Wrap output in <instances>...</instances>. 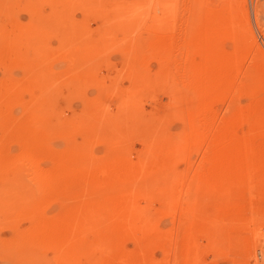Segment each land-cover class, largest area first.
Here are the masks:
<instances>
[{
    "label": "rangeland",
    "instance_id": "1",
    "mask_svg": "<svg viewBox=\"0 0 264 264\" xmlns=\"http://www.w3.org/2000/svg\"><path fill=\"white\" fill-rule=\"evenodd\" d=\"M222 7L233 27L212 35L208 17ZM182 55L196 63L197 77L219 62V76L226 74V84L221 76L216 82L209 77L200 107L186 105L179 80L167 67L173 62L176 68ZM34 96L39 98L32 103ZM203 112L213 116L215 128L205 138L194 124ZM0 143V264H264V0H0ZM244 152L252 164L248 170L240 169ZM23 158L43 173L55 172L42 191L31 192L35 187L21 174ZM196 177L225 185L228 197L222 198L230 209L217 222L211 220L212 197L194 190ZM108 212L118 221L120 236L109 238L114 250L105 258L112 243L102 235L108 239L103 243L94 227L102 226Z\"/></svg>",
    "mask_w": 264,
    "mask_h": 264
},
{
    "label": "bare ground",
    "instance_id": "2",
    "mask_svg": "<svg viewBox=\"0 0 264 264\" xmlns=\"http://www.w3.org/2000/svg\"><path fill=\"white\" fill-rule=\"evenodd\" d=\"M89 4H91V5H93L92 3H89ZM96 6V5H95ZM94 7V6H93ZM96 8H98L97 6H96ZM98 9H100V8H98ZM222 9H224L223 7H222ZM220 10V11H217L216 10V12H212V13H210V17H208V18H210V20H209V27H210V34H212L213 35V33H215V32H219V34H221L220 32H226V30H228V29H231L233 26V23L230 25L229 23L232 21L231 20V18L228 16V11L226 12L225 11V9L224 10ZM94 10V9H93ZM92 10V11H93ZM226 10H227V8H226ZM101 12L103 11V10H100ZM99 11V12H100ZM95 12H98V11H95ZM98 12V13H99ZM94 13V12H93ZM102 14V13H101ZM226 21H228L229 23L227 24V22ZM226 22V23H225ZM224 23L226 24V25H229V26H226V25H224ZM162 30V29H161ZM232 31V30H231ZM230 31V32H231ZM209 33L208 31H205V34L206 35H209V34H207V33ZM226 33H228V32H226ZM216 34V33H215ZM218 34V36H220ZM204 38V37H203ZM203 41H205V40H203ZM206 42V41H205ZM204 42V43H205ZM208 42H210V41H208ZM215 42V41H214ZM213 42V43H214ZM173 43V42H172ZM188 44V43H187ZM216 45V44H215ZM215 45L214 46H210L209 48H211V47H215ZM220 45V44H219ZM201 46V45H200ZM190 46L188 45V48H189ZM207 47H208V45H207ZM217 47V46H216ZM208 48V49H209ZM212 48V49H213ZM217 48H219V47H217ZM215 49V48H214ZM213 49V50H214ZM241 49V48H240ZM188 50V49H187ZM211 50V49H210ZM195 51V50H194ZM220 51V53H221V50H219ZM189 52H190V50H189ZM216 52V51H215ZM184 53V52H183ZM193 53V52H192ZM212 53L214 54V51H212ZM191 54V53H190ZM209 53H207V55H208ZM216 54H218V52L216 53ZM228 54V53H227ZM139 55H141V54H139ZM206 55V54H205ZM175 56V55H174ZM180 56V55H179ZM189 56V55H188ZM204 56V55H203ZM190 57V56H189ZM209 57V56H208ZM207 58V57H206ZM225 58H226V56H225ZM230 58V57H229ZM84 59V58H83ZM128 59H130V58H128ZM145 59V58H144ZM191 59V58H190ZM194 59V58H193ZM193 59H192V61H193ZM198 59V58H197ZM203 60V62H204V57L202 58ZM215 59V58H214ZM141 60H142V58H141ZM162 60V59H161ZM164 60V59H163ZM195 60V59H194ZM211 60V59H210ZM129 61H131V60H129ZM175 61V60H174ZM200 61V60H199ZM198 61V62H199ZM205 61H206V59H205ZM213 61H216V60H213ZM212 61V62H213ZM227 61V60H226ZM170 61L169 60H166L165 61V63H166V65H167V63H169ZM211 62V61H210ZM211 62V63H212ZM223 62V61H222ZM133 63V62H132ZM144 63V62H143ZM142 63V64H143ZM147 63H148V61H147ZM146 63V64H147ZM164 63V64H165ZM170 63H173V62H170ZM170 63L168 64V66L167 67H169L170 68V70L169 71H172L173 72V76H174V78H178L177 79V81H178V83H180V85L178 84V83H176V87L179 85L180 87H182L181 88V90H182V92H183V94H184V98H185V100L184 101H186V105L188 106V107H191V106H193L194 108H195V106L196 105H198L199 107H200V105H201V103L203 102L204 103V97H207V95H208V93H207V90H206V86L208 85V79H209V77L211 78V80H214L215 81V79L216 78H219L220 76H221V84L223 83V81L225 82V80H227V78H226V74H224V73H222V74H220V76H219V70H220V64L218 63V65H217V63H216V66H215V69H214V66H211V67H209V65H210V63L208 64V67H209V69L207 68V66L205 67V70H204V72L202 73H200V74H202V76L201 77H197L196 75H195V71L197 70V65H196V63L195 62H190L189 63V61L187 60V56L185 55H182L179 59H178V64H177V67L175 68L174 66H173V68H171V66H170ZM98 64V63H97ZM146 64H144V65H146ZM175 64V63H174ZM205 64V63H204ZM206 64H207V62H206ZM223 64V63H222ZM226 63L224 62V65H225ZM94 65H95V63H94ZM229 65H231V64H229ZM97 66V65H96ZM101 66H103V65H101ZM100 66V68L102 69V67ZM130 66H131V63H130ZM205 66V65H204ZM132 67V66H131ZM224 67V66H223ZM139 68V67H138ZM144 68H145V66H144ZM163 68V70H164V67H162ZM94 69V68H93ZM96 69H98V67L96 68ZM101 69H98L99 71L101 70ZM131 69V68H130ZM214 69V70H213ZM225 69V68H224ZM92 70V69H91ZM97 70V71H98ZM137 70V69H136ZM143 70V69H142ZM132 71V70H131ZM147 71V70H146ZM208 71L210 72V71H212V76L211 75H209V73H208ZM91 72V71H90ZM145 72V71H144ZM165 72V71H164ZM230 72V71H229ZM250 72V71H249ZM92 73H94V72H92ZM98 73V72H97ZM101 73V72H100ZM166 73V72H165ZM139 74H140V72H139ZM164 74V73H163ZM170 74H171V72H170ZM42 75H44V74H42ZM41 75V76H42ZM136 75L137 74H135V76L134 77H136ZM155 75V74H154ZM40 76V75H39ZM95 76V75H94ZM101 76H103V75H101ZM146 76H147V74H146ZM170 76H172V74L170 75ZM169 76V77H170ZM177 76V77H176ZM36 77V76H35ZM104 77V76H103ZM102 77V78H103ZM43 78V77H42ZM49 78V77H48ZM97 78V80L99 81V82H101L102 81V79H99L98 77H96ZM158 78V77H157ZM171 78V77H170ZM173 77H172V80L170 79V81H171V83L172 82H175V81H173V79H174ZM196 78H199L198 80L196 79ZM257 78V77H256ZM45 79V78H44ZM47 79V78H46ZM45 79V80H46ZM159 79V78H158ZM34 81L32 82V84L33 83H35V81H37V78H36V80H35V78L33 79ZM41 80V79H40ZM49 80V79H48ZM52 80V79H51ZM50 80V81H51ZM103 80H105V79H103ZM156 80V79H155ZM164 80V79H163ZM175 80V79H174ZM32 81V80H31ZM153 81H154V79H153ZM158 81V80H157ZM161 81V80H160ZM218 81V80H217ZM44 82V81H43ZM105 82V81H104ZM159 82V81H158ZM165 82V81H164ZM163 82V83H164ZM216 82V81H215ZM37 83V82H36ZM39 83V82H38ZM166 83V82H165ZM164 83V84H165ZM214 83V82H213ZM106 86L108 87L109 85H108V83L106 82ZM150 84V83H149ZM154 84V83H153ZM157 84V83H156ZM155 84V85H156ZM159 84V83H158ZM178 84V85H177ZM225 84H226V82H225ZM42 85V84H41ZM100 85H101V83H100ZM144 85H146V84H144ZM152 85V84H151ZM161 85H163V84H161ZM237 85V84H236ZM50 86V85H49ZM215 86V85H214ZM47 87H48V85H47ZM101 87H103L102 85H101ZM150 87V86H149ZM153 87V86H152ZM155 88H157L156 86H154ZM160 88H161V86H159ZM158 87V88H159ZM162 87H165V85L164 86H162ZM213 87V86H212ZM40 88H44V87H40ZM144 88V87H143ZM146 88V87H145ZM157 88V89H158ZM159 88V89H160ZM179 88V87H178ZM214 88H216V87H214ZM45 89V88H44ZM104 88H101V91L103 90ZM153 89V88H152ZM158 89V90H159ZM165 89V88H164ZM46 90H47V88H46ZM105 90H106V87H105ZM153 90H155V89H153ZM210 90H215V89H210ZM246 90V89H245ZM42 91V90H41ZM49 91V90H48ZM108 91V90H107ZM150 91V90H149ZM158 92V91H157ZM178 93H179V91H177ZM44 93V92H43ZM54 93V92H53ZM102 93H104V92H102ZM109 93V92H108ZM153 93H156V92H154L153 91ZM214 93V92H213ZM44 94H46V93H44ZM158 95H159V93H157ZM209 94H211L212 95V92L210 91L209 92ZM39 95H41V93L39 94ZM103 95V94H102ZM101 95V97H103ZM106 95H107V93H106ZM154 95V94H153ZM157 95V96H158ZM211 95H210V97H211ZM42 96V95H41ZM50 96V93H49V95H48V97ZM168 96V95H167ZM44 97V96H43ZM51 97V96H50ZM49 97V98H50ZM153 97H155V96H153ZM36 98H39V96H36ZM35 96H34V99L32 98L31 100H33V101H30V102H32V103H35L34 101H35ZM45 98V97H44ZM43 98V99H44ZM104 98V97H103ZM102 98V99H103ZM181 98V97H180ZM41 99V98H40ZM46 99V98H45ZM51 99H52V97L50 98V101H51ZM106 99V98H105ZM36 100H38V99H36ZM158 100V99H157ZM46 101V100H45ZM47 101H49V100H47ZM102 101V100H101ZM105 101V100H104ZM108 101V100H107ZM172 101V100H171ZM200 101H202L201 103H200ZM37 102V101H36ZM100 102V101H99ZM103 102V101H102ZM42 103V102H41ZM41 103L38 105V109L40 110V108L39 107H42L43 106V104H42V106H41ZM43 103H45V102H43ZM101 103V102H100ZM107 103V102H106ZM105 103V104H106ZM29 104H31V103H28V107H29ZM38 104V103H37ZM48 104V103H47ZM51 104V103H50ZM98 104V103H97ZM96 104V106L98 107V105ZM107 104H109V102L107 103ZM48 106V105H47ZM104 106H106V108H107V105H104ZM109 106V105H108ZM36 108H37V105L35 106ZM93 107V106H92ZM173 107V106H172ZM185 107V106H184ZM96 108V107H95ZM101 108H103V107H101ZM161 108H162V106H161ZM168 108V107H167ZM170 108V107H169ZM28 109V108H27ZM35 109V108H34ZM43 109V108H42ZM189 109V108H188ZM30 110H32L31 109V107H30ZM37 110V109H36ZM35 110V111H36ZM93 110V109H92ZM100 110H103V109H98V111H100ZM136 110V109H135ZM134 110V111H135ZM169 110V109H168ZM187 110V109H186ZM191 110V109H190ZM189 110V111H190ZM196 110V109H195ZM28 112H29V109L27 110ZM41 111H43V110H40L39 112H41ZM104 111H105V109H104ZM104 111H101L102 113L104 112ZM138 110H136V112H137ZM31 112H33V111H31ZM31 112H29V113H31ZM92 112V111H91ZM93 112H96L95 110H93ZM92 112V113H93ZM188 112V111H187ZM186 112V113H187ZM192 112V111H191ZM197 112V111H196ZM28 113V114H29ZM96 113H99V112H96ZM101 113V116L104 114H102ZM106 113V112H105ZM142 113V112H141ZM182 113V112H181ZM185 113V114H186ZM32 114V113H31ZM42 114V113H41ZM44 115H45V113H43ZM137 114H139L138 112H137ZM191 114V113H190ZM202 114L205 116V119L203 118L202 119ZM98 115H100V114H98ZM98 115H96V116H98ZM140 115V114H139ZM188 115H189V112H188ZM25 116V115H24ZM32 116V115H31ZM34 116H35V112H34ZM100 116V117H101ZM170 116H172V115H170ZM190 116V115H189ZM37 117V116H36ZM39 117V116H38ZM37 117V118H38ZM42 117V116H41ZM40 117V118H41ZM141 117V116H140ZM187 117V116H186ZM233 117H235V116H233ZM35 118V117H34ZM43 118H45L44 116H43ZM97 118V117H96ZM147 118H149V117H147ZM189 118V117H188ZM242 118V117H241ZM241 118L239 117V120L238 119H236V120H238V121H240L241 120ZM30 119V118H29ZM29 119H27L28 120V122H29ZM42 119V118H41ZM94 119V118H93ZM103 119H105L104 117H103ZM102 119V120H103ZM141 119H142V117H141ZM38 120H39V118L37 119V122H38ZM43 120H45V119H43ZM96 120V119H95ZM98 120V119H97ZM140 120V119H139ZM192 120V119H191ZM232 120V119H231ZM235 120V121H236ZM17 121H18V119H17ZM16 121V122H17ZM99 122H100V120H98ZM150 121V123H151V120H149ZM165 121V120H164ZM238 121H237V123H238ZM43 122V121H42ZM41 122V123H42ZM46 122V121H45ZM49 122V121H48ZM47 122V123H48ZM51 122V121H50ZM61 122V121H60ZM140 122V121H139ZM142 122V121H141ZM144 122V121H143ZM168 122V121H167ZM189 122V121H188ZM191 122V121H190ZM213 122H214V118H213V116H211L210 114L208 115V114H206V113H201V115L199 116V117H197V118H195V120H194V124H196V128H197V130L199 129V131L201 132V134H202V136L204 137V136H207V134L208 135H212L213 133H214V130H215V128H214V130L212 129V125H214L213 124ZM18 123V122H17ZM94 123H96V122H94ZM101 123V122H100ZM100 123L98 124V125H100ZM236 123V124H237ZM241 123V121L239 122V124ZM13 124V123H12ZM16 124V123H15ZM26 124H27V121H26ZM33 124H34V122H33ZM36 124V123H35ZM68 124V123H67ZM135 124V123H134ZM136 124H137V122H136ZM135 124V125H136ZM140 124V123H139ZM143 124V123H142ZM151 124H153V123H151ZM193 124V123H192ZM193 124V125H194ZM5 125V124H4ZM9 125V124H8ZM19 125V124H18ZM20 125H23L22 123L20 124ZM38 125H39V123H38ZM57 125V124H56ZM97 125V124H96ZM147 125V124H146ZM202 125H203V127H202ZM14 126V125H13ZM36 126V125H35ZM40 126V125H39ZM42 126H43V124H42ZM53 126H54V124L52 125V128H53ZM132 126V125H131ZM8 126H6L5 127V129L7 128ZM18 127V126H17ZM21 127V126H20ZM41 127V126H40ZM47 127H49V126H47ZM51 127V126H50ZM58 127V126H57ZM172 127V126H171ZM190 127V126H189ZM234 127V126H233ZM37 128V127H36ZM43 128H45V127H43ZM56 128V127H55ZM221 128V127H220ZM224 128V127H223ZM235 128V127H234ZM35 129V128H34ZM39 129V128H38ZM54 129V128H53ZM233 129V128H232ZM42 130V129H41ZM48 130V129H47ZM58 130V129H57ZM189 130H191V129H189ZM188 130V131H189ZM9 131H11L10 129H9ZM8 131V132H9ZM198 131V132H199ZM7 132V131H6ZM5 132V133H6ZM43 132V131H42ZM189 132H191V131H189ZM21 133V132H20ZM28 132H26V134H27ZM50 133V132H49ZM48 133V134H49ZM53 133H54V131H53ZM56 133H58V132H56ZM168 133V132H167ZM170 133H172V132H170ZM175 133V132H174ZM188 133V132H187ZM218 133H220V132H218ZM8 134V133H7ZM14 135V134H13ZM17 135V134H16ZM24 135V134H23ZM37 135V134H36ZM35 135V136H36ZM40 135V134H39ZM50 135V134H49ZM5 136H8V135H5ZM10 136V135H9ZM18 136V135H17ZM38 136V135H37ZM44 136V135H43ZM12 137V136H11ZM26 137V136H25ZM39 137H42V135L41 136H39ZM88 137V136H87ZM90 137V136H89ZM171 137V136H170ZM168 138V137H166V139H169L170 141H172V139H173V137L172 138ZM176 137V136H175ZM181 137V136H180ZM184 137V136H183ZM197 137H199V136H197ZM201 137V136H200ZM212 137V136H211ZM13 138V137H12ZM19 138V137H18ZM44 138V137H43ZM42 138V140H44ZM47 138V137H46ZM91 138V137H90ZM89 138V139H90ZM161 139H162V135H161V137H160ZM205 138V137H204ZM210 138V137H209ZM9 139V138H8ZM21 139V138H20ZM40 139V138H39ZM51 139H52V137H51ZM175 139V138H174ZM173 139V140H174ZM177 139H179V137L177 138ZM201 139V138H200ZM245 139V138H244ZM243 139V141H242V143L245 141ZM3 140H4V138H3ZM13 140V139H12ZM37 140H38V138H37ZM46 140V139H45ZM162 140H164V139H162ZM210 140V139H209ZM216 140H220V138H219V135H217L216 134ZM216 140H214V142H213V147H212V156H214V157H216L217 156V153H218V148H219V146L218 145H216ZM9 141V140H8ZM22 141V140H21ZM35 141V140H34ZM85 141H86V138H85ZM166 141V140H165ZM196 141H198V140H196ZM204 141V140H203ZM235 141V140H234ZM246 141H247V138H246ZM245 141V142H246ZM10 142V141H9ZM23 142V141H22ZM26 142V141H25ZM39 142V141H38ZM173 142V141H172ZM176 142H178V141H176ZM240 142V141H239ZM36 143V142H35ZM84 143H87V142H84ZM167 143H170L171 144V142H167ZM167 143H166V145H167ZM199 143H200V141H199ZM235 143V142H234ZM1 144V143H0ZM3 144V143H2ZM33 144V143H32ZM47 144V143H46ZM81 144H82V142H81ZM81 144H77L78 146H76V147H79V145H81ZM88 144V143H87ZM174 144H176L177 145V143H175L174 142ZM237 144H240V143H238L237 142ZM83 145V144H82ZM85 145V144H84ZM243 145V144H242ZM4 146V145H3ZM7 146V145H6ZM5 146V147H6ZM29 146V145H28ZM39 146H40V143H39ZM88 146V145H87ZM168 146V145H167ZM171 146V145H170ZM238 146V145H237ZM246 146H247V143H246ZM37 147V146H36ZM45 147V146H44ZM81 147V146H80ZM169 147V146H168ZM29 148V147H28ZM82 148V147H81ZM83 148L85 149V147L83 146ZM88 148V147H87ZM241 148V147H240ZM243 148H245V145H243ZM2 149V148H1ZM3 149H4V147H3ZM30 149V148H29ZM38 149V148H37ZM49 149V148H48ZM69 149V148H68ZM71 149V148H70ZM89 149V148H88ZM171 149V148H170ZM233 149H234V147H233ZM6 150H8L7 148H6ZM6 150H5V152H6ZM11 150V149H10ZM57 150V149H56ZM72 150V149H71ZM79 150V149H78ZM246 150V149H245ZM24 150H23V148H22V151L21 152H23ZM65 151V150H64ZM73 151H75V149L73 150ZM81 151V150H80ZM165 151V150H164ZM26 152V151H25ZM83 152V151H82ZM8 153V152H7ZM12 153V152H11ZM46 153V152H45ZM44 153V154H45ZM72 153V152H71ZM70 153V154H71ZM85 153V152H84ZM170 153V152H169ZM245 153V152H244ZM242 154L243 156L241 157L242 158V163L240 164V169H242V170H248V169H251L252 168V164H251V162H250V164L248 163V156H247V153H245V154ZM15 154V153H14ZM13 154V155H14ZM23 154V153H22ZM43 154V155H44ZM50 154V153H49ZM68 154V153H67ZM112 154V153H111ZM117 154V153H116ZM173 154V153H172ZM10 155V154H9ZM16 155V154H15ZM85 155H87V154H85ZM92 155H93V153H92ZM237 155V154H236ZM18 156H19V154H18ZM25 156H26V154H25ZM44 156H46V155H44ZM59 156V155H58ZM61 156V155H60ZM68 156V155H67ZM72 156H76L75 154H73ZM119 156H124V155H120L119 154ZM170 156V155H169ZM174 156H175V154H174ZM250 156V155H249ZM7 157V156H6ZM48 157V156H47ZM49 157H50V155H49ZM54 157V156H53ZM77 157V156H76ZM81 157V156H80ZM83 157V156H82ZM85 157V156H84ZM92 157V156H91ZM111 157V156H110ZM117 157V156H116ZM211 157V156H210ZM14 158V157H13ZM17 158H19V157H17ZM25 158H27L28 159V157H25ZM25 158H23L24 160H22V165L24 164V167L25 168H21V171H22V173L21 174H23L24 176H26L25 177V179L28 177L29 178V180H30V183H31V187L33 186V187H35V190L33 189V188H31V189H33L34 191H32L31 190V192H36V191H38V190H36V189H41V188H46V182L48 181V179L50 178V175L52 176V173H53V171L52 172H50L51 174H46V172L45 173H43L42 171H44V169L42 170V171H40V170H37V167H36V169H35V167L34 166H32V165H28L29 164V160H25ZM38 158V157H37ZM41 158V157H40ZM78 158V157H77ZM121 158V157H120ZM119 158V159H120ZM20 159V158H19ZM33 159V158H32ZM35 159V158H34ZM64 159V158H63ZM69 159H71V158H69ZM74 159H76V158H74ZM88 159V158H87ZM91 159V158H90ZM112 159V158H111ZM115 159V158H114ZM122 159V158H121ZM161 159H163V158H161ZM168 159H169V157H168ZM16 160V159H15ZM39 160V159H38ZM77 160V159H76ZM82 160H85L86 161V159L84 158V159H82L81 158V161ZM96 160V159H95ZM116 160V159H115ZM166 160V159H165ZM250 160V159H249ZM254 160V159H253ZM37 161V160H36ZM56 161H58V160H56ZM62 161V160H61ZM81 161H79V162H81ZM87 161H89V160H87ZM117 161V160H116ZM228 161H230V160H228ZM33 162V161H32ZM40 162V161H39ZM70 162V161H69ZM68 162V163H69ZM77 161H75V163H76ZM126 162H128V161H126ZM165 162H167V160L165 161ZM171 162H172V160H171ZM231 162V161H230ZM229 162V163H230ZM18 164L17 165H19V162H17ZM35 163V162H34ZM52 163V162H51ZM55 163V162H54ZM61 163V162H60ZM86 163H88V162H86ZM1 164V163H0ZM37 164V163H36ZM71 166H73L71 163H69ZM68 164V165H69ZM77 164H79L78 162H77ZM76 164V165H77ZM83 164V163H82ZM85 164V163H84ZM170 164V163H169ZM35 165V164H34ZM75 165V164H74ZM88 166H89V163L87 164ZM86 165V166H87ZM12 166H13V164H12ZM11 166V167H12ZM21 166V165H20ZM79 166V165H78ZM85 166V167H86ZM127 166V165H126ZM17 167V166H16ZM54 167V166H53ZM58 167V166H57ZM79 167H81V166H79ZM90 167V166H89ZM10 168V167H9ZM8 168V169H9ZM13 168H15V167H13ZM18 168H19V166H18ZM38 168H40V167H38ZM74 168V167H73ZM77 167H75V169H76ZM173 168V167H172ZM41 169V168H40ZM79 169V168H78ZM125 169V168H124ZM129 169V168H128ZM170 169V168H169ZM174 169V168H173ZM71 170H74V169H71ZM71 170H66L67 171V173H69L68 171H70V172H72ZM80 170H81V168H80ZM79 170V171H80ZM88 170V169H87ZM120 170H121V168H120ZM171 170V169H170ZM3 171H4V169H3ZM59 171H62V170H59ZM66 171H62L63 173L65 172V174H67L66 173ZM82 171V170H81ZM89 171V170H88ZM119 170H117V172H118ZM172 171V170H171ZM170 171V172H171ZM211 171L213 172V170L211 169ZM250 171H252V170H250ZM249 171V172H250ZM1 172V171H0ZM17 172V171H16ZM18 172H19V169H18ZM57 173L58 175H63V173ZM73 172H75L76 174H78L76 171H73ZM124 172V171H123ZM126 172L127 171H125V173L124 174H126ZM132 172H134V171H132ZM9 173V172H8ZM55 173V172H54ZM53 173V174H54ZM119 173V172H118ZM129 173V172H128ZM172 173V172H171ZM170 173V174H171ZM56 174V175H57ZM71 174V173H70ZM69 174V175H70ZM121 174H122V172H121ZM19 175H20V173H19ZM73 175H74V177H75V174L73 173ZM79 175H81V174H79ZM174 175V174H173ZM198 175V174H197ZM250 175H251V172H250ZM8 176V175H7ZM166 176V175H165ZM172 176V175H171ZM201 176V175H200ZM6 177V176H5ZM55 176H53V178H54ZM77 177V176H76ZM75 177V178H76ZM92 177V176H91ZM167 177V176H166ZM169 177V176H168ZM52 178V177H51ZM59 178V177H58ZM72 178V177H71ZM81 178V177H80ZM89 178V177H88ZM171 178H173V177H171ZM197 179H196V181H195V183H194V190H196V191H198L199 193H202L203 195H208V197H212V199H213V204H212V211H211V220H214V222H217L221 217H222V214L223 213H226V212H228V210L230 209L229 207H230V205L228 204V200H225V199H223L222 197H228V192L226 193V188H225V185L223 184V182H221V181H214V182H210V181H207V180H205V179H202L201 177H196ZM20 179V178H19ZM56 179V178H55ZM54 179V181H56ZM93 179V178H92ZM22 180H24V179H22ZM26 180H28V179H26ZM53 179H49V181H52ZM60 180V179H59ZM67 180V179H66ZM74 180V179H73ZM168 180V179H167ZM25 181V180H24ZM48 181V182H49ZM61 181V180H60ZM64 181V180H63ZM164 181V180H163ZM29 182V181H28ZM83 182V181H82ZM161 182H162V180H161ZM169 182V181H168ZM167 182V183H168ZM182 182V181H181ZM186 182V181H185ZM53 183V182H52ZM74 183V182H73ZM73 183H69V184H72L73 185ZM79 183V182H78ZM88 183H90V181L88 182ZM158 183V182H157ZM27 184V183H26ZM35 184H37V185H35ZM68 184V185H69ZM77 184V183H76ZM85 184V183H84ZM159 184V183H158ZM5 185V184H4ZM27 185H29V184H27ZM26 185V186H27ZM48 185V184H47ZM53 185H55V184H53ZM52 185V186H53ZM80 185V184H79ZM167 185H169V184H167ZM174 185V184H173ZM180 185V184H179ZM19 186V185H18ZM26 186H25V188H26ZM78 186V185H77ZM76 186V187H77ZM86 186V185H85ZM87 186H89V185H87ZM253 186V185H252ZM9 187V186H8ZM13 187V186H12ZM65 187V186H64ZM70 187V186H69ZM74 187V186H73ZM84 187V186H83ZM154 187V186H153ZM165 187V186H164ZM175 187V186H174ZM3 188V187H2ZM1 188V189H2ZM11 188V187H10ZM59 188V187H58ZM90 188V187H89ZM159 188V187H158ZM185 188H186V186H185ZM254 188V187H253ZM13 189V188H12ZM11 189V190H12ZM56 189H57V187H56ZM65 189H66V187H65ZM162 189H163V187H162ZM161 189V190H162ZM167 189V188H166ZM230 189V188H229ZM57 190H59L60 191V189H57ZM67 190V189H66ZM83 190V189H82ZM85 190V189H84ZM84 190H83V192H84ZM158 190V189H157ZM176 190V189H175ZM178 190V189H177ZM186 190V189H185ZM18 191H19V189H18ZM21 191H22V189H21ZM27 191H29L30 192V190H28L27 189ZM41 191H42V189H41ZM48 191V190H47ZM63 191V190H62ZM159 191V190H158ZM166 191V190H165ZM235 191V190H234ZM10 192V191H9ZM46 192V191H45ZM71 192H72V190H71ZM167 192V191H166ZM185 192H187V191H185ZM14 193H17V190H16V192H15V190H14ZM37 193V192H36ZM94 193V192H93ZM159 193H161V191H159ZM233 192L231 191V194H232ZM7 194V193H6ZM12 194H13V192H12ZM24 194V193H23ZM33 194V193H32ZM31 194V196H33ZM51 194V193H50ZM56 194V193H55ZM55 194H54V196H55ZM69 194V193H68ZM119 194H120V191H119ZM164 194V193H163ZM183 194H184V192H183ZM230 194V195H231ZM239 194V193H238ZM11 195V194H10ZM17 195V194H16ZM37 195V194H36ZM45 195V194H44ZM52 195V194H51ZM50 195V196H51ZM61 195H63V194H61ZM128 195V194H127ZM168 195H169V193H168ZM174 195H176V192H175V194ZM191 195H193V194H191ZM190 195V196H191ZM14 196V195H13ZM43 196V195H42ZM53 196V195H52ZM67 196V195H66ZM73 196V195H72ZM71 196V197H72ZM235 196V195H234ZM257 196V195H256ZM10 197V196H9ZM12 197V196H11ZM15 197V196H14ZM18 197V196H17ZM49 197V196H48ZM47 197V198H48ZM122 197V196H121ZM124 197V196H123ZM164 197V196H163ZM192 197V196H191ZM208 197H205V198H207V201H209L208 200ZM226 197V198H227ZM253 197V196H252ZM3 198H4V196H3ZM6 198V197H5ZM40 198V197H39ZM38 198V199H39ZM53 198V197H52ZM58 198V197H57ZM56 198V199H57ZM92 198V197H91ZM97 198V197H96ZM165 198V197H164ZM185 198V197H184ZM201 198H203V196H201ZM204 198V199H205ZM230 198V197H229ZM233 198V197H232ZM239 198V197H238ZM7 199H9V198H7ZM13 199V198H12ZM19 199V198H18ZM23 199V198H22ZM35 199V198H34ZM67 199H68V197H67ZM93 199H94V197H93ZM93 199H91V202H92V200ZM113 199V198H112ZM127 199V198H126ZM231 199V198H230ZM5 200V199H4ZM4 200H2V202H4L5 203V201ZM11 199H9V201H10ZM20 200V199H19ZM43 200V199H42ZM55 200V199H54ZM103 200V199H102ZM107 200H108V197H107ZM107 200H104L105 202L107 201ZM128 200V199H127ZM167 200V199H166ZM211 200V199H210ZM8 201V200H7ZM15 200L13 199V202H14ZM17 201V200H16ZM36 201V200H35ZM38 201V200H37ZM70 201H72V199L70 200ZM74 201H75V199H74ZM77 201V200H76ZM84 201V200H83ZM87 201V200H86ZM90 201V200H89ZM95 201H96V199L92 202L93 204L95 203ZM109 201V200H108ZM107 201V202H108ZM169 201V200H168ZM1 202V203H2ZM67 202H69V201H67ZM88 202V201H87ZM111 202H112V200H111ZM123 202H124V200H123ZM167 202V201H166ZM10 203H11V201H10ZM9 203V204H10ZM21 203V202H20ZM19 203V204H20ZM45 203V202H44ZM71 203V202H70ZM98 203H100V200H98ZM97 203V204H98ZM102 203V202H101ZM109 203H110V201H109ZM112 203H114V204H116L114 201L112 202ZM205 203V202H204ZM6 204H8V203H5V204H3V205H6ZM73 204V203H72ZM78 204H80V202H78ZM92 204V205H93ZM106 203H104L103 205H105ZM126 204H128L127 202H126ZM11 205H12V203H11ZM37 205V204H36ZM94 205H96V203L94 204ZM102 205V206H103ZM109 204H107L106 205V207L108 206ZM202 205V204H201ZM41 206V205H40ZM44 206V205H43ZM47 206V205H46ZM91 206V205H90ZM102 206H100L101 207V210H102V208H104V207H102ZM208 206V205H207ZM7 207V206H6ZM10 207V206H9ZM14 207V206H13ZM68 207V206H67ZM75 207V206H74ZM79 207V206H78ZM86 207V206H85ZM100 207H99V209L98 210H100ZM106 207H105V209H106ZM113 207H115L114 205H113ZM112 207V208H113ZM169 207V206H168ZM11 208V207H10ZM21 208V207H20ZM43 208V207H42ZM70 208H71V206H70ZM69 208V209H70ZM76 208V207H75ZM74 208V209H75ZM91 208V207H90ZM107 208H109V206L107 207ZM122 208V207H121ZM38 209V208H37ZM41 209V208H40ZM114 209H116V208H114ZM180 209V208H179ZM75 210H77V209H75ZM81 210V209H80ZM82 210H85V209H83L82 208ZM86 210L88 211L89 209H87V207H86ZM92 210V209H91ZM104 210V209H103ZM110 211L112 210V209H109ZM109 210H107L106 209V211H109ZM119 210V209H118ZM23 211V210H22ZM42 211V210H41ZM65 211H67V209L65 210ZM74 211V210H73ZM105 211V212H106ZM114 212H116L115 210H113ZM121 209H120V213H121ZM124 211V210H123ZM123 211H122V213H123ZM62 212H64V211H62ZM80 212V211H79ZM86 212V211H85ZM99 212V211H98ZM114 212H111V213H113V214H115ZM69 213V212H68ZM68 213H66V214H68ZM101 213V212H100ZM104 213V212H103ZM102 213V214H103ZM107 213V212H106ZM121 213V214H122ZM38 214V213H37ZM41 214V213H40ZM81 214V213H80ZM99 214V213H98ZM127 214V213H126ZM32 215V214H31ZM77 215V214H76ZM83 215V217H84V214H82ZM82 215H81V217H82ZM101 215V214H100ZM108 215H109V217L106 215L105 216V218H103V217H99L100 218V220H101V218H103V220L104 221H102L101 222V224H102V226L101 227H94V229H97V231H98V228H100L99 230L100 231H98V232H96L97 233V235H98V237H99V239L102 241L103 240V243L107 240L108 241V239L110 238V239H119V237L118 236H120V234L119 235H116V233H119V232H116L115 230L117 229V227L119 226L118 225V221H116V222H114L113 221V219H112V217H111V215L109 214V212H108ZM124 215H125V212H124ZM229 215V214H228ZM34 216H36V214H35V212H34ZM33 216V217H34ZM113 216H115V215H113ZM119 216V215H118ZM127 216V215H126ZM125 216V217H126ZM65 217V216H64ZM107 217V218H106ZM111 217V218H110ZM116 217V216H115ZM220 217V218H219ZM62 218V217H61ZM79 218H80V216H79ZM98 218V219H99ZM114 218V217H113ZM204 218V217H203ZM203 218H201V219H203ZM223 218V217H222ZM229 218H230V216H229ZM83 219V218H82ZM81 219V222L84 220V219H86V218H84L83 220ZM89 219V218H88ZM87 219V220H88ZM112 219V220H111ZM122 219H124V218H122ZM121 218L119 219V220H122ZM33 220V219H32ZM35 220V219H34ZM33 220V221H34ZM40 220V219H39ZM41 220H42V218H41ZM40 220V221H41ZM100 220H99V222H100ZM63 221H65V220H63ZM62 221V222H63ZM71 221V220H70ZM73 221H74V219H73ZM85 221V220H84ZM83 221V222H84ZM129 221V220H128ZM45 222H47V221H45ZM56 222V221H55ZM78 222H80V220H78ZM121 222H123V220L121 221ZM125 222H126V219H125ZM61 223V222H60ZM72 223V222H71ZM75 223H77V220H75ZM37 224V223H36ZM48 224H49V222H48ZM74 224V223H73ZM78 224V223H77ZM100 224V223H99ZM123 224H125V223H123ZM129 224V223H128ZM62 225V224H61ZM71 226H72V224H70ZM75 225V224H74ZM98 225V224H97ZM35 226V225H34ZM33 225H32V227H34ZM41 226H43V224L41 225ZM67 226H69V225H67ZM70 226V227H71ZM95 226V225H94ZM122 226V225H121ZM126 226V225H125ZM60 227H62V226H60ZM73 227V226H72ZM124 227V226H123ZM41 228V227H40ZM47 228V227H46ZM66 227H64V229H65ZM75 226H74V231H75ZM119 228V227H118ZM120 228H122V227H120ZM127 228V227H126ZM31 229V228H30ZM35 229V228H34ZM34 229H32V230H34ZM39 229V228H38ZM48 229V228H47ZM53 229H55V230H53V231H57L56 229H59V228H53ZM67 229V228H66ZM125 229V228H124ZM50 230V229H49ZM52 230V229H51ZM50 230V231H51ZM69 230V229H68ZM67 230V231H68ZM77 230V229H76ZM37 231V230H36ZM41 231H42V228H41ZM59 231V230H58ZM56 232V234L58 235V233H60V232ZM65 231V230H64ZM20 232V231H19ZM24 232V231H23ZM25 232H27V231H25ZM66 232V231H65ZM72 232H73V229H72ZM52 233H54L55 234V232H52ZM74 233V232H73ZM77 233V232H76ZM94 233V232H93ZM99 233H100V235L101 236H99ZM17 234V233H16ZM50 234V233H49ZM54 234H53V236H54ZM55 234V235H56ZM66 234H68V233H66ZM18 235V234H17ZM30 235V234H29ZM61 235V234H60ZM69 235V234H68ZM73 235V234H72ZM102 235H104V236H106L108 239H102L101 237H103ZM47 236H51V235H47ZM64 236H66V235H64ZM56 237V236H55ZM55 237H52V238H55ZM68 236H66V238H67ZM93 237H94V235H93ZM97 236L95 235V238H96ZM27 238V237H26ZM57 238H58V236H57ZM63 238V237H62ZM254 238H256V237H254ZM50 239V238H49ZM110 239H109V241H110ZM122 239V238H121ZM32 240V239H31ZM53 240V239H52ZM85 240V239H84ZM95 240V239H94ZM35 241V240H34ZM40 241V240H39ZM96 241V240H95ZM118 241V240H117ZM116 241V242H117ZM42 241H40V243H41ZM98 242V241H97ZM111 243H112V246H108V248L107 249H104V250H107V251H105L106 253L107 252H112L113 250H114V246H113V244H114V242L111 240L110 241ZM239 242V241H238ZM48 243V242H47ZM51 243V242H50ZM32 244V243H31ZM43 244V243H42ZM60 244V243H59ZM86 244V243H85ZM88 244V243H87ZM98 244V243H97ZM107 245H108V242L106 243ZM115 244H117V243H115ZM35 245H37V244H35ZM38 245H39V243H38ZM53 245H55V243L53 244ZM53 245H51V248H52V246ZM83 245H84V243H83ZM83 245H82V247H83ZM143 245V244H142ZM88 246V245H87ZM103 246V245H102ZM117 246V245H116ZM119 246V245H118ZM46 247V246H45ZM98 247V246H97ZM36 248V247H35ZM47 248V247H46ZM54 248V247H53ZM74 248V247H73ZM93 248V247H92ZM101 246H100V248H99V252H100V250H101ZM82 249V248H81ZM80 249V250H81ZM90 249V248H89ZM103 249V248H102ZM117 249V251L119 250V248L117 247L116 248ZM56 250V249H55ZM67 250H68V248H67ZM73 250V249H72ZM76 250V249H75ZM83 250V249H82ZM84 250H86V249H84ZM103 250V251H104ZM88 251V250H87ZM91 251V250H90ZM96 251V250H95ZM120 251V250H119ZM33 252V251H32ZM47 252V251H46ZM58 252V251H57ZM105 252H102V250H101V252H100V254H102V253H105ZM257 252H260V248L259 247H257ZM38 253V252H37ZM66 253V252H65ZM82 253H84V252H82ZM86 253V252H85ZM84 253V254H85ZM98 253V252H97ZM117 253V252H116ZM116 253H112V254H116ZM41 254V253H40ZM45 254V253H44ZM47 254V253H46ZM58 254V253H57ZM83 254V255H84ZM90 254V253H89ZM83 255H81V257L83 256ZM102 255H104V257L107 255V256H109V254L107 253V254H102ZM101 255V256H102ZM64 256H66V255H64ZM72 256V255H71ZM80 256V255H79ZM113 256V255H112ZM126 256V255H125ZM44 257V256H43ZM69 257H70V255H69ZM89 257V256H88ZM93 257H94V255H93ZM97 257H98V255H97ZM77 258V257H76ZM102 258H103V256H102ZM106 258V257H105ZM53 259V258H52ZM72 259H74V258H72ZM80 259V258H79ZM86 259V258H85ZM90 259H92V258H90ZM98 259V258H97ZM126 259V258H125ZM129 259V258H128ZM127 259V260H128ZM46 260V259H45ZM51 260V259H50ZM64 260V259H63ZM102 260V259H101ZM103 260H105V259H103ZM111 260V259H110ZM120 260H122V259H120ZM72 261V260H71ZM108 261V260H107ZM107 261H105V263L107 262ZM54 262V261H53ZM52 262V263H53ZM56 262V261H55ZM54 262V263H55ZM66 262V261H65ZM68 263H69V261H67ZM81 262H82V260H81ZM133 262V261H132ZM138 262V261H137ZM58 263V262H57ZM73 262H71V264H72ZM79 263V262H78ZM77 263V264H78ZM101 263H104V261H101ZM110 263H111V261H110ZM116 263V262H115ZM135 263V262H134ZM56 264V263H55ZM98 264H99V261H98ZM126 264H127V262H126Z\"/></svg>",
    "mask_w": 264,
    "mask_h": 264
}]
</instances>
